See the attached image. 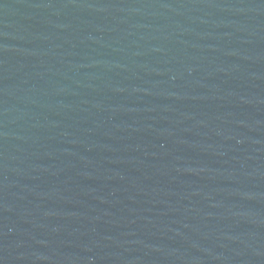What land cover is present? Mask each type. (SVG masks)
<instances>
[{
	"label": "water",
	"instance_id": "water-1",
	"mask_svg": "<svg viewBox=\"0 0 264 264\" xmlns=\"http://www.w3.org/2000/svg\"><path fill=\"white\" fill-rule=\"evenodd\" d=\"M0 264H264V0H0Z\"/></svg>",
	"mask_w": 264,
	"mask_h": 264
}]
</instances>
